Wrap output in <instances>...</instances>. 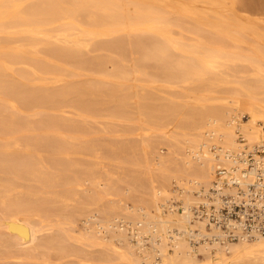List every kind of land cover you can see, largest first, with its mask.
Returning a JSON list of instances; mask_svg holds the SVG:
<instances>
[{"label":"bare ground","instance_id":"bare-ground-1","mask_svg":"<svg viewBox=\"0 0 264 264\" xmlns=\"http://www.w3.org/2000/svg\"><path fill=\"white\" fill-rule=\"evenodd\" d=\"M256 1L0 0V264H264L193 211L264 143Z\"/></svg>","mask_w":264,"mask_h":264},{"label":"built area","instance_id":"built-area-1","mask_svg":"<svg viewBox=\"0 0 264 264\" xmlns=\"http://www.w3.org/2000/svg\"><path fill=\"white\" fill-rule=\"evenodd\" d=\"M230 158V165L216 167L209 204L193 211L224 229L228 240L238 238L236 225L245 235H264V143L244 146Z\"/></svg>","mask_w":264,"mask_h":264},{"label":"rangeland","instance_id":"rangeland-1","mask_svg":"<svg viewBox=\"0 0 264 264\" xmlns=\"http://www.w3.org/2000/svg\"><path fill=\"white\" fill-rule=\"evenodd\" d=\"M255 1H256V0H255ZM256 2H258V3L261 4V0H257ZM262 2L264 3V0H262ZM261 5H264V4H261ZM260 123H261V125H262V129L264 130V124H263V122H260ZM128 232H129V233H128ZM126 234H127V236L129 237V239L132 241V243H136L135 238L131 237V229H127V230H126ZM133 239H134V240H133ZM192 242H193V240H192ZM145 244L147 245V247L150 246V244H149L148 241H146Z\"/></svg>","mask_w":264,"mask_h":264}]
</instances>
